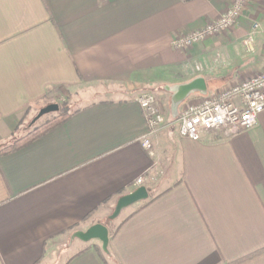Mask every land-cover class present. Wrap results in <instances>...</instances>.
<instances>
[{
  "label": "crops",
  "instance_id": "1",
  "mask_svg": "<svg viewBox=\"0 0 264 264\" xmlns=\"http://www.w3.org/2000/svg\"><path fill=\"white\" fill-rule=\"evenodd\" d=\"M233 1L0 0V150L42 108L97 96L0 156V264H264V111L251 129L192 141L179 133L184 104L165 102L198 77L213 93L264 70V0L226 34L172 47ZM153 88L166 95L165 123L146 149L137 102ZM142 186L149 199L111 220L119 198ZM97 223L110 231L108 254L72 238Z\"/></svg>",
  "mask_w": 264,
  "mask_h": 264
},
{
  "label": "built area",
  "instance_id": "2",
  "mask_svg": "<svg viewBox=\"0 0 264 264\" xmlns=\"http://www.w3.org/2000/svg\"><path fill=\"white\" fill-rule=\"evenodd\" d=\"M251 3L252 0H234L217 19L207 22L204 27L175 36L172 47L177 51H185L211 37L226 34L239 24ZM259 29L260 23L254 22L243 40V47L249 53L255 50L256 33ZM158 102L152 93H144L138 98L137 103L145 113L148 126L141 141L146 149L151 148V138L159 134L165 123V116ZM263 111L264 70L256 72L248 79L224 86L213 94L200 95L185 105L179 113V133L181 137L192 141H199L202 131L224 130L228 135H233L256 126ZM141 184V179L137 180V185Z\"/></svg>",
  "mask_w": 264,
  "mask_h": 264
},
{
  "label": "water",
  "instance_id": "3",
  "mask_svg": "<svg viewBox=\"0 0 264 264\" xmlns=\"http://www.w3.org/2000/svg\"><path fill=\"white\" fill-rule=\"evenodd\" d=\"M205 78L198 77L189 83L179 85L175 88V93L173 95V103L178 105L185 101L191 94L199 93L205 95L208 93V88ZM60 111L59 104H50L40 110L38 115L35 117L33 124L41 119L43 116H47L50 113H56ZM149 191L145 186L138 187L131 193H127L119 198L116 206L114 207V212L110 216L111 220L117 219L123 210L126 208L133 206L137 203H141L149 199ZM110 231L108 227L102 223H97L90 226L86 230H78L73 235V239H79L83 242H92V241H99L101 243L102 251L106 254L109 253L110 246Z\"/></svg>",
  "mask_w": 264,
  "mask_h": 264
},
{
  "label": "trees",
  "instance_id": "4",
  "mask_svg": "<svg viewBox=\"0 0 264 264\" xmlns=\"http://www.w3.org/2000/svg\"><path fill=\"white\" fill-rule=\"evenodd\" d=\"M60 111L57 112L58 114L54 117H51L48 119L45 123L41 125H34L33 128L26 133V135L18 140H16L13 144L9 145V147H4L0 150V156L17 151L21 148H23L26 145L31 144L32 142H35L38 138H40L42 135L46 134V132L53 130L58 125L62 124L67 120V118H70L74 113L78 111H69L67 108H64L62 105H59Z\"/></svg>",
  "mask_w": 264,
  "mask_h": 264
},
{
  "label": "rangeland",
  "instance_id": "5",
  "mask_svg": "<svg viewBox=\"0 0 264 264\" xmlns=\"http://www.w3.org/2000/svg\"><path fill=\"white\" fill-rule=\"evenodd\" d=\"M209 84L211 86L212 82L209 83ZM144 93H152V94H154L157 97V99H158V97L159 98H163V97L165 98L166 97V95H164V92H162L161 90L154 89V88L143 92V94ZM213 93H215V91ZM213 93H207V94H213ZM199 95H202V94L198 93V96ZM191 96H192V94L189 96V99L187 98L188 101L185 100L186 102L182 101V103H180V104H184L183 107L180 110V113H181L182 109L185 107V105L190 103L189 100H192L193 97H191ZM91 98L92 99L93 98H97V96L92 97L91 94L84 92V93L80 94L79 97L71 98L69 101H67V103L64 102V104L62 106L64 108H67L69 111H73L76 108H79V107H82L83 105H85L86 101L90 100ZM172 101H173L172 97H169V96L166 97V101L165 102H170V104H172ZM162 107H164V106H162ZM57 114L58 113H50V114H47V116L46 115L43 116L41 119H39V121L36 123V125H41V124L45 123L47 121V119H50L51 117H54ZM132 209L133 208H128L127 210H124V212H122V214L117 219H115V221H120L121 219H123L129 211H132ZM115 223H117V222H115ZM100 245H101V243H100Z\"/></svg>",
  "mask_w": 264,
  "mask_h": 264
}]
</instances>
